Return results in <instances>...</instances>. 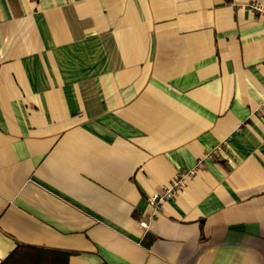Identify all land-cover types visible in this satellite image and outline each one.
I'll list each match as a JSON object with an SVG mask.
<instances>
[{"label": "crops", "instance_id": "0c3cea01", "mask_svg": "<svg viewBox=\"0 0 264 264\" xmlns=\"http://www.w3.org/2000/svg\"><path fill=\"white\" fill-rule=\"evenodd\" d=\"M252 4L0 0V264H264Z\"/></svg>", "mask_w": 264, "mask_h": 264}, {"label": "built area", "instance_id": "2783aa9c", "mask_svg": "<svg viewBox=\"0 0 264 264\" xmlns=\"http://www.w3.org/2000/svg\"><path fill=\"white\" fill-rule=\"evenodd\" d=\"M250 9L260 13L264 19V7L259 4L250 5ZM217 152V148L213 147L209 150L204 156L211 157ZM202 166V159L198 160L197 167ZM194 169H187L179 171L174 179L168 184L165 185L161 192L152 193L148 197V203L153 210V213L156 212L163 203L167 202L173 198L179 191L184 189L188 181L193 177ZM145 225V223H143Z\"/></svg>", "mask_w": 264, "mask_h": 264}, {"label": "trees", "instance_id": "16d2710c", "mask_svg": "<svg viewBox=\"0 0 264 264\" xmlns=\"http://www.w3.org/2000/svg\"><path fill=\"white\" fill-rule=\"evenodd\" d=\"M1 264H4V262H3V263H1Z\"/></svg>", "mask_w": 264, "mask_h": 264}]
</instances>
